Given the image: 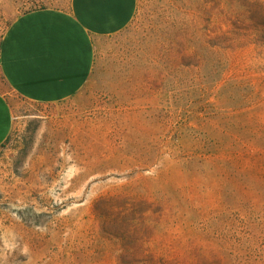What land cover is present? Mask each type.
<instances>
[{
	"label": "rangeland",
	"instance_id": "374dc122",
	"mask_svg": "<svg viewBox=\"0 0 264 264\" xmlns=\"http://www.w3.org/2000/svg\"><path fill=\"white\" fill-rule=\"evenodd\" d=\"M0 0V45L22 12ZM74 96L15 95L0 264H264V0H139Z\"/></svg>",
	"mask_w": 264,
	"mask_h": 264
},
{
	"label": "crops",
	"instance_id": "0c3cea01",
	"mask_svg": "<svg viewBox=\"0 0 264 264\" xmlns=\"http://www.w3.org/2000/svg\"><path fill=\"white\" fill-rule=\"evenodd\" d=\"M139 0H69L20 13L0 45V67L9 89L31 102L55 103L90 80L97 40L131 22ZM14 124L12 103L0 90V146Z\"/></svg>",
	"mask_w": 264,
	"mask_h": 264
}]
</instances>
